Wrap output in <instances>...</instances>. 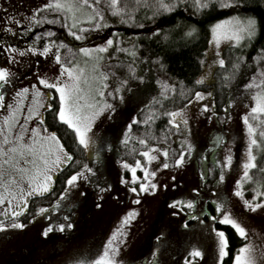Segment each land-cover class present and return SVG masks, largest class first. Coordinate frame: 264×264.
<instances>
[{"label": "snow or ice", "instance_id": "6c2138e0", "mask_svg": "<svg viewBox=\"0 0 264 264\" xmlns=\"http://www.w3.org/2000/svg\"><path fill=\"white\" fill-rule=\"evenodd\" d=\"M122 0H46L30 10L29 15H20L15 10L9 14L8 9L0 3V34L7 37L25 39L23 47L8 39H0V54L7 58L9 65L19 64L18 57H49L52 56L59 65L60 74L55 77V81L37 74L35 83L29 86L20 87L15 90L13 95L14 103H6V93L9 91V85L15 88V81L18 79L16 73L10 70V67L0 66V109H6L7 115L2 117L4 127L0 128V135L3 136L0 142V206L4 211L0 212V232H6L11 229H24L26 225L21 222V217L29 209V200L35 196H41L48 193L53 188L57 179L61 176L63 191L59 193V197L52 207L59 210L60 203L69 198V193L75 191L79 197H86L87 192L82 190L81 186L90 184L96 191V208L102 206L103 193L113 191V186L107 184L102 177L98 175L99 168L103 166L104 160L101 159V153L95 151L94 159L90 163H83L75 160L72 152L65 149L64 144L60 142V138L55 131L49 132L45 126V118L40 109L52 111L54 119L67 125L74 133V141L78 147L84 150L92 148L99 140L104 143L103 136H97L94 132L96 121L116 112V107L110 103L106 96L115 97L119 100L124 99V93L131 92L136 94L141 89L149 88L153 79V64H160L165 67L164 58L175 55L176 53L162 50L163 55L152 52L148 49L146 52L142 43L144 39H155L161 36L168 39V34L173 30H181L182 37L186 43H191L198 33L197 23L190 21L197 20L198 17L210 18L212 13L220 14L222 12H230L232 15L226 16L224 19L217 20L216 23L210 25L211 39L209 44H214L216 50L210 54V62H206L204 58L199 59V64L203 69L201 76L194 81L195 85H201L205 82L209 74L213 72L214 66H219L223 70L221 79V87L228 90V97L223 101L225 108L223 115L216 112L215 101L210 100L211 92L195 91L191 98L187 100V104L183 108H175L171 111L157 113L156 109H152V117L163 115L167 117L166 131L168 137L161 136L160 140L164 141L163 146L159 144H148L145 139H140V145L144 146V150L140 153L144 162L136 159L134 164L128 163L121 159L119 164L122 169L131 173L130 178L121 176L119 183L121 185H131L126 190L133 197V203H140L141 194L157 193L162 186L167 188L168 185H159L157 183V173L160 169H168L183 167L186 163V156H193V144L189 138L190 132V114L187 111L189 106L197 105L195 116H203L207 120L216 119L221 123L232 119L229 114V108L243 100L250 99L248 110L241 117L245 130L247 132L245 156L241 161V178L235 179V187L232 192L242 201L243 208L256 212L264 209V191L259 187L252 189L251 198H245L246 189L243 186V180H251L249 169L255 168L256 156L254 152L264 151V45L256 48L258 36L264 33V0H135V4L129 7L127 3L121 6ZM146 9L147 15L145 19L152 24L151 28H147L144 24L139 28L145 30V36H141L139 32L133 31L131 37H121L120 32L112 31L101 43L93 47H78L75 51L81 54H87L92 57L95 52V60L103 59L101 54L109 52L110 49L115 53H126L133 58L132 64L129 66L130 78L137 81L134 88H129V80H117L112 86V90L106 92L109 84L104 81L108 79L106 75H95L98 67L97 63H93L91 73L84 67L77 64L71 66L66 65L61 58V49L68 48L64 39H60L57 43V32L52 28L43 31H36L28 38L37 25H60L61 28L67 30V35L73 37L77 41H87L85 33L99 32L105 28H109L111 23L120 25H128L129 29L135 25V17L137 9ZM46 11L48 15L37 16L38 13ZM240 13H245L241 15ZM83 16V19L80 17ZM186 17V19H182ZM175 18V24L169 29L160 27L162 24H168L169 20ZM71 20V23H69ZM87 23L89 27H83ZM18 30V31H17ZM221 40H228L233 47L241 49V53H237L234 59L227 61L220 49ZM126 45V46H125ZM251 49V51H248ZM69 52L73 49L68 48ZM144 52L141 56L140 53ZM255 52V55L251 53ZM208 54V50H205ZM142 62V63H141ZM39 63V60L36 61ZM141 63L138 71L135 66ZM230 65V66H229ZM158 82V81H157ZM167 83V82H166ZM182 83V82H181ZM82 84L87 87H82ZM40 85L45 90L41 92ZM172 91H175V85H168ZM31 90L32 101L25 105ZM235 90L236 95H233ZM55 94V95H54ZM163 94V90H162ZM44 95L49 101L41 103L38 96ZM99 97V99H97ZM57 100L54 105L51 101ZM155 100V97L153 98ZM27 108L26 112L21 110ZM250 115L255 123L250 122ZM36 120L39 123L35 126H29L28 122ZM20 121H23L22 123ZM133 122L146 123L147 121ZM132 124H127L123 131V139H119L121 144H127L129 140V132ZM19 128V131H14ZM257 133L260 139L257 138ZM175 136L174 143L178 145L175 149L176 154L169 157L168 138ZM155 139V138H154ZM231 141H229V144ZM91 155V154H90ZM161 156L163 159L161 160ZM203 159V158H202ZM158 162V167L153 162ZM70 163L78 165L77 168L65 172ZM219 165L218 180L214 181L213 187L209 190L215 194L217 188L215 183L224 182L226 180V170L230 169L233 163L231 148L225 150L223 162L216 161ZM8 166L10 171L4 166ZM142 175H137V171ZM210 170L205 169L200 173V181L203 184L207 180ZM7 175V179L3 177ZM175 181V177H172ZM172 187H175L173 183ZM200 187H194L192 193L199 196ZM116 193L114 198H118ZM214 205L213 211L207 213L210 221V231L219 237L218 243V260L217 264H221L223 258L229 255L228 239L222 230L211 227L217 220L222 224L230 225L235 232L247 239L248 230L242 226L237 219L233 218L226 205L217 201H198L197 199H171L168 207L174 209L173 216L181 215L185 219L183 226L187 228V217H194L195 209L201 204L200 214H205L203 205L207 203ZM71 207V206H70ZM187 207L193 211L184 212ZM50 208L40 207L36 210V215L32 217L35 221L37 217H46L48 223L40 231L42 237H47L49 233L55 231L64 232L66 229H72L74 225L69 222V216L62 217L63 223L53 224L51 218L47 217ZM136 218V210L130 208L120 220L121 229ZM126 231L117 229L113 232L103 246V251L96 256L94 260L82 261L78 260L76 264H126L125 261L118 258L119 250L127 243ZM165 233L161 231L155 236L157 241H162ZM123 237V238H121ZM153 256L157 255L156 251L152 252ZM264 256V252L260 253ZM200 257L202 252L198 248H193L184 257L185 264H193V260L188 257ZM257 250L251 242L243 243L231 257L232 264H257ZM155 264V262H153Z\"/></svg>", "mask_w": 264, "mask_h": 264}, {"label": "rangeland", "instance_id": "374dc122", "mask_svg": "<svg viewBox=\"0 0 264 264\" xmlns=\"http://www.w3.org/2000/svg\"><path fill=\"white\" fill-rule=\"evenodd\" d=\"M46 2V0H0V3L8 9L9 14H12L15 10L20 15H29L30 10L38 7L40 4ZM48 15L46 11L38 13L37 16ZM232 15V14H230ZM0 16L3 13L0 12ZM83 19V18H82ZM224 19V18H223ZM71 23V20H69ZM216 23V22H215ZM147 28H151L152 24L145 25ZM83 27L87 28V23L83 24ZM120 27L117 23H111L109 28H105L99 32L85 33L87 41H77L73 37L67 35V30L61 28L60 25H37L33 30V33L26 39L31 42V37L35 35L36 31L47 30L52 28L53 31L57 32V43L60 39H64L65 44L68 48L73 49L69 52L68 48L61 49L62 61L71 66L77 64L79 67H84L91 73L92 64L95 62L98 67L95 70V75H106L108 77L105 83L109 84V88L105 91H111L112 86L117 80L128 79L129 88H134L137 81L130 78L129 66L132 61L120 59L110 49L109 52L101 54L103 59L96 61L94 58L97 55L95 52L92 57L87 54H81L75 51L78 47H93L96 44L101 43L108 35H111L112 31H118ZM18 31V30H17ZM138 32L143 37L145 36V30L139 28ZM133 32L127 36L131 37ZM2 39H8L18 46L23 47L25 45V39H21L18 36L12 37L10 34L5 37L0 34ZM211 39V34L210 38ZM126 46V45H125ZM232 46L230 41L221 40L220 49L222 55L224 48ZM144 48V47H143ZM208 54H205L206 62H210L211 56L216 48L214 44H209L206 48ZM145 52L148 48H144ZM141 56L144 52L140 53ZM19 64H11L7 62L5 55L0 54V66L10 67V70L16 73L18 79L15 81V88L9 85V94L6 98V103H14L13 95L15 90L20 87L29 86L35 83V77L37 74L47 78L50 81H55V77L60 74L59 65L55 62L52 56L49 57H31L25 56L23 58H17ZM39 60V63L36 61ZM119 63L125 67V73L123 76L116 74V68ZM142 63V62H141ZM141 63H137L135 66L138 71L141 67ZM217 66L213 67V72L208 75L205 82L201 84L198 90L202 92H211L212 97L210 100L215 101L214 93V72ZM153 79L151 80V86L149 88L141 89L136 94L131 92L124 93V99L119 100L115 97L106 96L110 103H113L116 107V112L108 116L99 118L94 125V132L97 136H103L104 143L97 140V143L90 149L84 150L82 147L74 146V143L70 138H67V131L56 126V120L53 118L54 113L52 111H45L40 109L41 113L45 118V126L49 132L55 131L57 136L60 138V142L64 144L65 149L72 152L75 160L80 161V165L83 163H90L94 159L95 151L101 153V159L104 160V164L99 168L98 175L107 183L113 186V191L105 192L103 195L102 206L100 208L95 207V203L99 202L96 200V191L90 184H84L81 186L82 190L87 192L86 197H79L75 191L69 193V198L62 201L57 208L52 207L59 197V193L63 191L62 180L65 178L61 176L56 180L53 188L48 193L41 196L32 197L29 200V209L22 215L21 222L26 227L24 229H11L6 232H0V264H76L78 260L90 261L94 260L103 251V246L108 240V237L115 232L117 229L126 231L127 243L122 246L118 253V258L131 263L139 260L144 253L147 252L148 248L153 244V239L161 231L165 233L162 241L155 239V245L153 249L157 252L155 256V264H172L175 260V264H185L184 257L188 256V253L193 248H198L202 252L200 257H188L193 260V264H217L218 260V243L219 237L209 228L208 214H216L213 211L214 205L210 202L203 205L205 214L201 215V204L197 205L195 209L194 217H187L188 226H183L184 216L177 215L173 216L172 212L174 209L168 207V202L171 199H197L198 201H219L226 205V210L229 211L230 215L237 219L248 230L247 239H244L243 243L251 242V244L257 250L256 261L257 264H264V256L260 253L264 252V209H259L256 212H251L242 206V201L239 197H236L232 192V188L235 187V179L241 178V161L245 156V146L247 132L246 126L243 123L241 117L248 110L250 99L243 100L229 108V114L232 119L224 123L219 122L215 118L207 120L203 116H195L197 112V105L193 104L187 108L190 114V132L189 138L193 144V156H186V163L183 167L160 169L157 173V183L159 185H168L167 188L160 187L157 193L141 194L139 204H134L132 196L127 192L126 188L131 185L125 186L119 183L120 177L123 175L126 178H130L131 173L121 168L119 161L121 159L126 160L128 163L134 164L136 159H140L144 162L143 157L140 153L144 150V146L140 145L139 140L145 139L148 144H159L163 146L164 141L160 140L163 135L168 137L166 129L160 133L149 134L139 133L138 131H132L130 129V138L128 144L123 149L119 139H123L122 131L127 124L133 125V118L135 120L142 118L138 116L139 112L143 110L150 103L154 102L160 96H166L170 94L171 90L168 85L174 84V80L167 75L161 73L152 65ZM203 69L201 70V74ZM158 81V82H157ZM220 81V79L218 80ZM167 82V83H166ZM41 88V92L51 91L45 90L42 86L37 85ZM82 87L87 85L82 84ZM163 90V94H162ZM35 90H31L28 98L25 100V105L32 101V93ZM194 91V92H195ZM194 92L192 94H194ZM192 94L184 99V102L176 108H183L187 104V100L191 98ZM226 98H219V102L215 101L216 112L223 115V109L225 108L224 100L227 99L229 93L227 90ZM233 95H236L233 90ZM55 95V94H54ZM155 97V100L153 98ZM99 99V97L97 98ZM38 100L41 103L49 102L44 95L38 96ZM54 105L57 100L51 101ZM174 110V109H173ZM26 112L27 108L21 110ZM7 115L6 109H0V128L4 127L2 117ZM143 121V119H141ZM21 123L23 121H20ZM250 122L255 123L250 115ZM39 122L36 120L29 121V126H35ZM17 128L14 131H19ZM119 137V139H118ZM155 138V139H154ZM257 138L259 135L257 133ZM176 137L172 136L168 138L169 145V157L172 158L176 152L178 145L174 143ZM3 136L0 135V142H2ZM135 140V141H134ZM66 141V142H64ZM229 141L231 143L229 144ZM136 143V144H135ZM231 148V154L233 156V163L230 169L226 170V180L224 182L215 183L217 192L211 193L209 190L213 187L214 181L218 180L219 165L216 161L223 162V156L227 148ZM80 148V149H79ZM262 152H254L256 156L255 164L256 167L249 169V174L252 177L251 180H243V186L246 189L245 198H251L252 189L259 187L261 191H264V154L262 155L261 163L257 162L258 158L261 157ZM91 154V155H90ZM205 156H207L205 161ZM203 158V159H202ZM4 158H0L2 161ZM163 157L161 156V160ZM153 165L158 167V162L154 161ZM78 165L70 163L65 169V172L70 173L71 170L77 168ZM8 171V166H4ZM205 169L210 170L207 175V180L201 184L200 173L204 172ZM137 175H142V172L137 171ZM172 177H175L173 181ZM7 179V175L3 177ZM246 182H250V186L246 187ZM262 182V184L256 183ZM175 183V187L172 185ZM194 187H200L201 191L199 196L192 193ZM118 192V198H114ZM50 201H52L50 203ZM54 203V204H53ZM70 206H73L71 212L66 215L69 216V222L74 227L72 229H66L64 232L53 231L49 233L47 237H42L40 231L48 223L46 217H37L35 221H32V217L36 215V210L40 207L50 208L47 213V217H57L58 213L65 214ZM136 210V218L131 224L125 225L121 229L120 220L121 217L130 209ZM4 211L3 206H0V212ZM193 211L184 208V212L188 213ZM63 217V216H62ZM63 219L60 217L53 224L63 223ZM217 230L225 231L212 224ZM123 238V237H121ZM181 241L184 242V246L181 245ZM242 243V244H243ZM242 246V245H241ZM240 246V247H241ZM238 247V248H240ZM183 248V249H182ZM182 250V251H181Z\"/></svg>", "mask_w": 264, "mask_h": 264}, {"label": "trees", "instance_id": "16d2710c", "mask_svg": "<svg viewBox=\"0 0 264 264\" xmlns=\"http://www.w3.org/2000/svg\"><path fill=\"white\" fill-rule=\"evenodd\" d=\"M125 3H127L129 7H132L135 4V0H122L121 6H123ZM230 14L232 13L230 12H222L220 14L212 13L210 18L198 17L197 20L190 21L193 23H197V26L199 28V33L197 37L194 40H192L191 43H186V41L182 37L181 30L170 31L167 40L163 39L161 36H158L155 39L146 38L143 41H139L140 43H142L144 48L151 49L152 52L161 55H163L162 50H167L176 53L173 56L164 58L163 63L165 67L162 68L160 64L158 63L155 64L157 70H159L161 73L169 76L174 80L175 91L171 90L170 94L166 96L158 97L154 102L150 103L143 110H141L138 116H141L142 117L141 119L147 122L133 123L132 131L135 130L138 131L139 133L143 132L145 134H149V136L164 131V129H166L167 126V117L163 115H157L155 116V118H150L153 115L152 109L155 108L157 113L171 111L176 107H178L179 105H181L184 102V99H187V97H189L195 90H198L200 87H202L201 85H195L194 81L199 78V75L202 70V67L198 61L200 58H205V50L208 46V41L210 38V30H209L210 25L214 24L217 20L225 18ZM240 14L244 15L245 13H240ZM146 15H147L146 9L143 8L137 9V15L135 17V25H133V27L129 29L128 25L119 24L120 27H118V29L120 34L122 36H127L131 34L133 31L138 32L139 25L151 24L150 21H147L145 19ZM80 18L82 19L83 16H81ZM182 19H186V17H183ZM174 24H175V18H172L169 20L168 24H162L160 25V27L167 30L170 28L171 25ZM262 45H264V33H261L258 36V42H256L255 44L256 48H259ZM248 51H251V49H249ZM237 53H241L240 48L227 46L224 48L223 57L227 61H230L234 59ZM241 54L247 55L248 53L243 52ZM251 54L255 55V52H252ZM116 55L120 56L118 58L123 60H127L130 62L133 60V58L127 55L126 53H117ZM124 71H125V67L122 66L121 63H119L118 67L116 68V74L123 76L124 74H126ZM222 75H223V70L220 69L219 66H217L214 72V82H213L216 103L220 101L219 98L220 99L222 97L226 98L227 95L226 94L227 89L221 87ZM219 79L220 81H218ZM55 120H56V126H60L61 128L67 131L66 134L67 138H70L74 143L76 149H78V146L74 141L73 131L70 130L67 127V125L63 124L57 119ZM129 138L130 141L129 140L128 141L130 143H133L130 134H129ZM127 144H122L121 147L124 149L125 145ZM261 152H262L260 155L261 157H259L257 160V162L259 163H261L262 155L264 154V151ZM206 158L207 156H205V161L207 162L208 159ZM256 183L262 184V182H256ZM250 184H251L250 182H246L245 186L249 187ZM51 202L52 201H50V203ZM215 224L217 227L225 231L226 237L228 239L229 255L223 258L221 264H232L231 257L235 255L236 251L239 249L238 247H240L244 242V239L240 237L230 225L222 224L219 222V220H217Z\"/></svg>", "mask_w": 264, "mask_h": 264}, {"label": "flooded vegetation", "instance_id": "af4514ba", "mask_svg": "<svg viewBox=\"0 0 264 264\" xmlns=\"http://www.w3.org/2000/svg\"><path fill=\"white\" fill-rule=\"evenodd\" d=\"M0 39L2 38L0 37ZM8 94L9 92L6 93V98L8 97ZM72 209H73V206L69 207L65 214L59 212L57 217L53 216L52 220H55L53 221V223L56 222L60 217L62 218V216L66 215L68 212H71ZM152 241H153V244L148 248L147 252L144 253V255L139 260L131 262V263L126 262V264H153V262H155V256L152 255V252L155 251V249H153V246L155 245V238ZM180 246H184V242L181 241ZM177 260L172 262V264H175Z\"/></svg>", "mask_w": 264, "mask_h": 264}]
</instances>
